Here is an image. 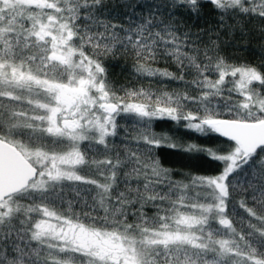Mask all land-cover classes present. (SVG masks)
<instances>
[{"label": "snow or ice", "instance_id": "obj_1", "mask_svg": "<svg viewBox=\"0 0 264 264\" xmlns=\"http://www.w3.org/2000/svg\"><path fill=\"white\" fill-rule=\"evenodd\" d=\"M0 264H264V0H0Z\"/></svg>", "mask_w": 264, "mask_h": 264}, {"label": "trees", "instance_id": "obj_2", "mask_svg": "<svg viewBox=\"0 0 264 264\" xmlns=\"http://www.w3.org/2000/svg\"><path fill=\"white\" fill-rule=\"evenodd\" d=\"M257 43L258 42L255 40L251 41L247 45V51L244 50V46L242 45L238 51L229 49L228 53L230 56H234L237 58L234 61L236 63L246 62L255 64L258 58ZM254 52L256 53V55H254ZM158 66L164 67V64L161 63ZM130 71L131 61L125 62L123 59H121L118 63L108 66V77L111 81L115 82L117 86H119L121 84L127 83V81L131 79V77L129 76ZM144 83L145 85L147 84L146 81ZM172 87H175V85H173ZM121 123L123 124L124 121H121ZM154 131L158 133H168L170 135L182 136L186 141H194L201 144H216L223 140L219 137H213L212 140H209L204 137H198L196 134H187L185 133L183 128H177L175 122L172 121L157 122L154 127ZM158 154L161 157L162 161L165 163V166L173 167L178 171L191 170L192 172H199L201 174H214L212 172V169L215 168V164L208 163L206 159L190 160L186 155L168 148L158 149Z\"/></svg>", "mask_w": 264, "mask_h": 264}, {"label": "water", "instance_id": "obj_3", "mask_svg": "<svg viewBox=\"0 0 264 264\" xmlns=\"http://www.w3.org/2000/svg\"><path fill=\"white\" fill-rule=\"evenodd\" d=\"M221 139H224V138H221Z\"/></svg>", "mask_w": 264, "mask_h": 264}]
</instances>
